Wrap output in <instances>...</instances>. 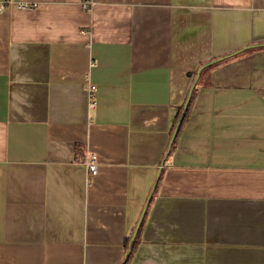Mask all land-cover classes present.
I'll return each instance as SVG.
<instances>
[{
	"label": "crops",
	"instance_id": "0c3cea01",
	"mask_svg": "<svg viewBox=\"0 0 264 264\" xmlns=\"http://www.w3.org/2000/svg\"><path fill=\"white\" fill-rule=\"evenodd\" d=\"M18 1L37 6L0 12V264H121L145 210L127 264H264V0Z\"/></svg>",
	"mask_w": 264,
	"mask_h": 264
},
{
	"label": "built area",
	"instance_id": "2783aa9c",
	"mask_svg": "<svg viewBox=\"0 0 264 264\" xmlns=\"http://www.w3.org/2000/svg\"><path fill=\"white\" fill-rule=\"evenodd\" d=\"M10 6H15L18 9H34L36 8L35 3H28L26 1H18V0H0V12L4 11ZM93 6V1L92 0H81V7L82 9L88 11L92 8ZM97 91V87L93 83H89L87 86V94L88 97L90 98V106L94 107L96 104L95 101V94ZM85 167H86V172H87V180H91L93 177L97 175L98 172V163H97V158L94 153H89L83 161Z\"/></svg>",
	"mask_w": 264,
	"mask_h": 264
},
{
	"label": "trees",
	"instance_id": "16d2710c",
	"mask_svg": "<svg viewBox=\"0 0 264 264\" xmlns=\"http://www.w3.org/2000/svg\"><path fill=\"white\" fill-rule=\"evenodd\" d=\"M220 61H221V59H218L217 61L213 62L212 64H210V65L202 68L199 71V78H198V80H200L201 77H203V76H205L207 74V72L209 71V68H211L212 66H215V65H219L220 64ZM196 74H197V72L195 73V75ZM195 94H196V86L193 87L192 92H191V95H190V98H189L188 102L185 104V107H184V105H182L180 107L177 115H176V119H175L176 121H175V124H174L175 134H174V138L172 140V144L169 147V152L173 150L174 145H175V143L177 142V139L180 136V133H181L182 128H183V125H184L185 121L188 118L190 106H191V104H192V102L194 100ZM84 159H83V161H84ZM160 180H161V176L159 175V177L156 180L155 186L157 184H159ZM145 213H146V210H145ZM145 213H144V215H145ZM144 215H143V218H142V220L140 222V225H139V228L137 230V233H136L135 237L132 240H128L126 242V244H128V247H127L126 255L124 256V260H123V262L121 264H127L129 262L131 256H132V253L134 251L135 245L137 243L138 231H139V229H140V227L142 225V222H143V219H144Z\"/></svg>",
	"mask_w": 264,
	"mask_h": 264
},
{
	"label": "water",
	"instance_id": "95a60500",
	"mask_svg": "<svg viewBox=\"0 0 264 264\" xmlns=\"http://www.w3.org/2000/svg\"><path fill=\"white\" fill-rule=\"evenodd\" d=\"M212 62H214V61L207 62V63L203 64V65L200 66L199 69L197 70V75H196V77H195V80H194L193 83H192V86H191V88H190V91H189V94H188V96H187V99H186L185 104L188 102V100H189V98H190V95H191V92H192V89H193L194 85L196 84V81H197V78H198L199 71H200L202 68H204V67H206V66L212 64ZM184 107H185V106H184ZM174 134H175V131H174V133L172 134V137H171V140H170V144H171V142H172V140H173V138H174ZM141 218H142V215L140 216L139 222H140ZM139 222H138V223H139Z\"/></svg>",
	"mask_w": 264,
	"mask_h": 264
}]
</instances>
